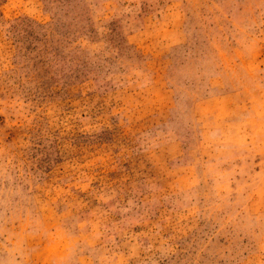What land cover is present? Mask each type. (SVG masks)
Masks as SVG:
<instances>
[{"label": "rangeland", "instance_id": "rangeland-1", "mask_svg": "<svg viewBox=\"0 0 264 264\" xmlns=\"http://www.w3.org/2000/svg\"><path fill=\"white\" fill-rule=\"evenodd\" d=\"M0 264H264V0H0Z\"/></svg>", "mask_w": 264, "mask_h": 264}]
</instances>
